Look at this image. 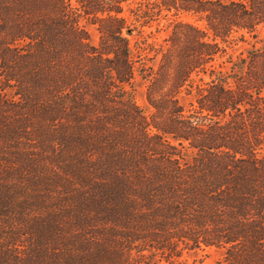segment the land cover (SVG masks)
I'll use <instances>...</instances> for the list:
<instances>
[{
    "label": "trees",
    "instance_id": "trees-1",
    "mask_svg": "<svg viewBox=\"0 0 264 264\" xmlns=\"http://www.w3.org/2000/svg\"><path fill=\"white\" fill-rule=\"evenodd\" d=\"M206 248L264 264V0H0V264Z\"/></svg>",
    "mask_w": 264,
    "mask_h": 264
},
{
    "label": "rangeland",
    "instance_id": "rangeland-1",
    "mask_svg": "<svg viewBox=\"0 0 264 264\" xmlns=\"http://www.w3.org/2000/svg\"><path fill=\"white\" fill-rule=\"evenodd\" d=\"M182 20L183 22L193 23L200 28H203L202 23L195 21L194 18L188 15H180L179 18L172 17L170 14L166 18L159 19L158 22L151 23L150 28H145V35H149L148 42H156L162 43V41L168 36L171 26L170 22L174 20ZM92 41L97 43L98 34L95 30V27L88 26L87 27ZM144 37V36H143ZM131 46L137 41H140L141 38L136 33H133L131 36H126ZM244 47L245 44H230L227 48V54L229 55H237ZM144 89L145 83L141 82L137 79V83L134 85V99L137 105L147 110L146 102L144 99ZM190 98L186 97L185 103L188 102ZM176 264H226L224 261V255L222 249L215 248H206L198 251L182 252L181 256L178 259H175Z\"/></svg>",
    "mask_w": 264,
    "mask_h": 264
}]
</instances>
